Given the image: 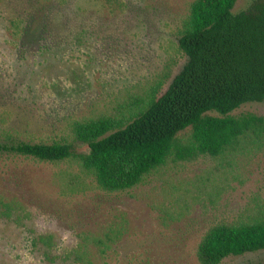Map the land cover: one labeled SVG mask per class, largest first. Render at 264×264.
Returning <instances> with one entry per match:
<instances>
[{"label": "rangeland", "instance_id": "obj_1", "mask_svg": "<svg viewBox=\"0 0 264 264\" xmlns=\"http://www.w3.org/2000/svg\"><path fill=\"white\" fill-rule=\"evenodd\" d=\"M16 1L0 0V127L20 139L69 136L72 121L163 91L186 61L176 35L192 0H69L52 36L25 52L6 18L24 16L32 0ZM252 1L236 0L233 12ZM248 112L264 116V101L231 114ZM260 219L264 139L190 162L169 158L118 192L72 160L0 154V264H199L207 229ZM220 264H264V249Z\"/></svg>", "mask_w": 264, "mask_h": 264}, {"label": "trees", "instance_id": "obj_2", "mask_svg": "<svg viewBox=\"0 0 264 264\" xmlns=\"http://www.w3.org/2000/svg\"><path fill=\"white\" fill-rule=\"evenodd\" d=\"M48 1L25 3L24 16L15 9L20 0L11 5L16 11L6 19L18 37V52L51 37V21L69 4ZM235 1L189 3L176 35L186 61L163 91L153 88L109 113L72 121L69 136L49 141H26L0 127V154L72 160L99 188L118 192L135 187L169 158L190 162L218 156L245 139H264V116L231 114L245 103L264 101V0L233 12ZM262 249L264 219L218 223L202 236L196 258L199 264H220Z\"/></svg>", "mask_w": 264, "mask_h": 264}]
</instances>
